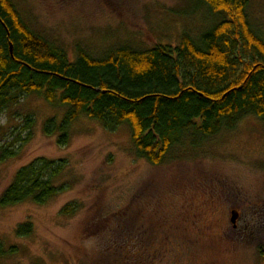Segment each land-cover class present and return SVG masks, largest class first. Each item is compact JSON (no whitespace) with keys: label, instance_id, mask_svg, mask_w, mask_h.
<instances>
[{"label":"rangeland","instance_id":"374dc122","mask_svg":"<svg viewBox=\"0 0 264 264\" xmlns=\"http://www.w3.org/2000/svg\"><path fill=\"white\" fill-rule=\"evenodd\" d=\"M11 1L69 60L77 44L96 57L176 45L219 21L195 0ZM246 13L264 39V0H248ZM65 110L32 94L0 114V146L13 142L14 153L0 162V196L25 165H64L44 204L0 206V264H264V122L245 117L196 153L153 166L136 157L127 126L108 131L80 117L60 144L45 129ZM69 203L76 211L61 214Z\"/></svg>","mask_w":264,"mask_h":264},{"label":"trees","instance_id":"16d2710c","mask_svg":"<svg viewBox=\"0 0 264 264\" xmlns=\"http://www.w3.org/2000/svg\"><path fill=\"white\" fill-rule=\"evenodd\" d=\"M195 1L219 17L196 37L182 33L176 45L138 50L115 46L99 57L77 44L69 60L23 22L11 0H0V114L20 95H39L66 108L60 124L49 120L54 126L45 129L58 132L60 144L80 117L108 131L127 126L136 157L153 166L196 153L245 117L264 122V39L248 21V0ZM12 145L0 146V162L14 156ZM63 166L40 159L19 168L0 206L44 204L58 193ZM76 208L69 203L61 214ZM29 231L28 223L16 234Z\"/></svg>","mask_w":264,"mask_h":264},{"label":"water","instance_id":"95a60500","mask_svg":"<svg viewBox=\"0 0 264 264\" xmlns=\"http://www.w3.org/2000/svg\"><path fill=\"white\" fill-rule=\"evenodd\" d=\"M12 51V46H10V53ZM235 215H232L231 222H234Z\"/></svg>","mask_w":264,"mask_h":264},{"label":"flooded vegetation","instance_id":"af4514ba","mask_svg":"<svg viewBox=\"0 0 264 264\" xmlns=\"http://www.w3.org/2000/svg\"><path fill=\"white\" fill-rule=\"evenodd\" d=\"M232 213H235V214H237L235 211H233ZM235 214H232V215H235Z\"/></svg>","mask_w":264,"mask_h":264}]
</instances>
